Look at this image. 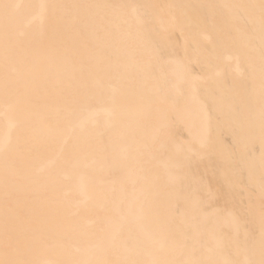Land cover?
<instances>
[{
	"label": "bare ground",
	"instance_id": "6f19581e",
	"mask_svg": "<svg viewBox=\"0 0 264 264\" xmlns=\"http://www.w3.org/2000/svg\"><path fill=\"white\" fill-rule=\"evenodd\" d=\"M0 264H264V0H0Z\"/></svg>",
	"mask_w": 264,
	"mask_h": 264
}]
</instances>
